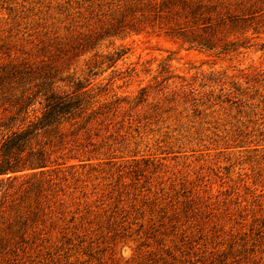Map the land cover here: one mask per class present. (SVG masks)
<instances>
[{
  "label": "rangeland",
  "instance_id": "1",
  "mask_svg": "<svg viewBox=\"0 0 264 264\" xmlns=\"http://www.w3.org/2000/svg\"><path fill=\"white\" fill-rule=\"evenodd\" d=\"M84 90L0 264H264V0H0V146Z\"/></svg>",
  "mask_w": 264,
  "mask_h": 264
},
{
  "label": "trees",
  "instance_id": "2",
  "mask_svg": "<svg viewBox=\"0 0 264 264\" xmlns=\"http://www.w3.org/2000/svg\"><path fill=\"white\" fill-rule=\"evenodd\" d=\"M38 93H41V91L39 90ZM86 94L87 90L78 95L44 92L41 94L44 97V107L41 115L29 121L26 126L10 129L9 133L1 136L0 156L5 164L0 166V175L8 176L6 181L9 185L4 191L0 189V220L11 214L13 219L6 224L5 229L7 232L5 235H0V249L7 246L10 240H22L27 229V218L21 209L23 197L22 194H19L21 185L17 188L12 185L20 178L15 174L31 171L30 176L35 177L52 169V163L60 165L56 161L49 160L50 153L54 151L44 147L67 145L64 138L67 132L72 134L73 130L66 129V125L68 124L69 127L75 125L77 120L91 108L90 98ZM25 103L24 100L20 101L18 111L25 108ZM40 137L45 139L43 145L36 144V146L44 147L29 150L27 160L23 164H18V161L10 163V158H20L19 156L26 150V146H31V142H36ZM82 161H89V158ZM9 174L14 175L10 176ZM33 186L31 184L30 188H33Z\"/></svg>",
  "mask_w": 264,
  "mask_h": 264
}]
</instances>
